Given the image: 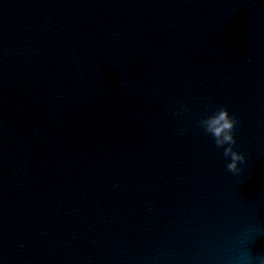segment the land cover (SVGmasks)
<instances>
[{
  "label": "water",
  "instance_id": "95a60500",
  "mask_svg": "<svg viewBox=\"0 0 264 264\" xmlns=\"http://www.w3.org/2000/svg\"><path fill=\"white\" fill-rule=\"evenodd\" d=\"M238 117L239 174L199 127ZM264 257V0H0V264Z\"/></svg>",
  "mask_w": 264,
  "mask_h": 264
},
{
  "label": "clouds",
  "instance_id": "9594fccd",
  "mask_svg": "<svg viewBox=\"0 0 264 264\" xmlns=\"http://www.w3.org/2000/svg\"><path fill=\"white\" fill-rule=\"evenodd\" d=\"M238 117L229 113L227 108H219L212 115L203 116L199 120V127L212 138L218 148L228 145L224 152L228 160L227 170L232 174L241 172V165L246 162L245 155L236 149V129ZM235 264H257V258L243 251L235 258ZM258 264H264V257L258 258Z\"/></svg>",
  "mask_w": 264,
  "mask_h": 264
}]
</instances>
